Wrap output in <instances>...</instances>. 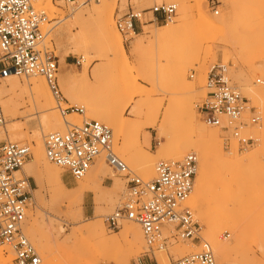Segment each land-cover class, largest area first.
I'll use <instances>...</instances> for the list:
<instances>
[{
  "label": "rangeland",
  "instance_id": "1",
  "mask_svg": "<svg viewBox=\"0 0 264 264\" xmlns=\"http://www.w3.org/2000/svg\"><path fill=\"white\" fill-rule=\"evenodd\" d=\"M50 1L52 8L45 4L46 7L45 1L41 8H37L44 11L51 21L46 27L48 34L43 41L45 46H41V49L51 52L57 60V83L64 99L60 103L61 109L68 106L82 108L84 115L79 117L72 114L62 119L58 105L41 76L17 77L19 85L24 87L32 78L42 79L52 99L55 114L67 123L78 121L76 125H80L83 121L93 120L91 116L94 114L101 116L111 111V107L116 113H122L121 123L124 128L121 133L115 132L104 122L94 121L112 131L113 151L128 169L141 179L150 180L155 176V164L161 160H170L162 156L160 146L166 142L178 144L190 134L178 105L186 100L184 98L187 95L184 83L179 79V75L184 74L185 84L194 89V99L187 102L191 106L195 123L216 131L219 140V149L211 160V171L206 178L210 207L201 204L198 212L190 207L200 226V237L213 251L212 245L205 239V222L210 220L209 223L217 225L220 220H226L228 228L219 232L218 240L221 244L230 245L234 251L224 259L213 251L216 264H264V87L256 84L248 86L264 77V0H198V4L186 0V6L189 7L188 20L180 29L181 35L170 48L160 52L155 48L154 38L147 32L181 26L177 0H165L178 6L172 23L145 25L134 35L126 36L117 32L116 19L127 14L130 9L140 11L149 8L154 1L148 0V5L142 7L141 1L113 0L110 19L124 48V58L112 56L105 46L97 50L92 47L90 55L84 56L82 50L76 49L67 40L75 39L85 31L87 40L92 45V42H96L98 22L89 14L92 15L94 4H102L104 0H92L82 6ZM197 8L215 28L203 25ZM61 30L65 32L64 39L67 41L58 44L55 37ZM138 43H141V47L135 52L134 45ZM152 44L154 50H151ZM217 67L225 68L229 85L247 101L249 111L242 122L241 134L252 137L254 144L245 150L240 149L228 133L205 125L198 115V107L207 94L206 77L212 68ZM126 76L136 79L139 88L149 94L147 99L131 98L124 87ZM84 77L86 82L83 81ZM67 79H71L73 84ZM4 100L0 96V105ZM21 100L25 107L20 108L11 121L15 126L20 125L21 140L13 143L29 147L31 158L26 163L29 165L33 162L34 134L43 133V145L44 137L51 132L44 130L37 111L30 112L27 96L23 95ZM157 109L158 117L153 127L152 118ZM166 109L170 110L171 118L161 125ZM253 114L259 118L256 125L249 119ZM3 115L7 122L4 112ZM65 131L64 126L56 132ZM1 137L5 138V135ZM226 138H229L228 142ZM193 152L191 150L190 153ZM194 154L198 158V173L200 158ZM147 161L149 170L144 165ZM46 162L53 171L44 175L38 184L34 183L24 168L17 174L29 178L34 184L26 229H33L40 234L47 250L39 248L26 235L38 252L41 264H133L144 257L146 246L143 239L139 244L122 239L127 227L133 226L140 230L138 225L123 222L119 230L109 231L104 223L105 217L113 213L125 197V179L122 174L108 166L96 173V166L105 163L103 157H99L87 175L74 182L65 179L60 169ZM56 176L62 179L63 187L58 185ZM92 224L102 225L107 246L100 245L83 232L84 228ZM0 250L3 258H8V264H11L13 257L9 249L0 246ZM197 251V241H176L165 251L155 253L154 258L157 264H174ZM151 258L149 264H155Z\"/></svg>",
  "mask_w": 264,
  "mask_h": 264
},
{
  "label": "built area",
  "instance_id": "2",
  "mask_svg": "<svg viewBox=\"0 0 264 264\" xmlns=\"http://www.w3.org/2000/svg\"><path fill=\"white\" fill-rule=\"evenodd\" d=\"M91 1L67 0L73 6ZM153 1L149 8L130 9L116 19L118 33L126 36L142 30L144 25L170 24L175 20L176 3ZM35 2L0 0V78L41 76L62 119L72 114L83 117L82 108L60 107L64 99L57 83L58 63L51 52L41 49L48 34L46 27L51 21L44 11L35 7ZM255 84L264 87V77L256 79ZM205 88L207 94L198 107V115L204 124L228 133L242 150L252 146L253 138L241 134L242 122L249 111L247 101L229 85L225 68H212L206 77ZM249 119L254 125L259 122L254 114ZM64 122L67 125L65 132L47 134L43 139L46 160L60 169L65 179L74 182L82 180L99 157H103L112 170L123 175L125 197L120 206L105 217L104 223L109 231L119 230L123 222L140 227L146 252L133 264H149L151 256L157 264L154 254L165 251L176 241H197L198 251L174 264H216L212 248L200 237V226L187 205L198 166L194 153L179 161H158L154 168L155 177L144 180L133 174L115 155L113 135L108 127L94 120L83 121L80 125ZM4 124L0 106V128ZM229 138L225 141L228 142ZM30 158L29 147L19 143H0V246L11 252V264H41V258L25 232L34 184L23 175L17 176Z\"/></svg>",
  "mask_w": 264,
  "mask_h": 264
},
{
  "label": "bare ground",
  "instance_id": "3",
  "mask_svg": "<svg viewBox=\"0 0 264 264\" xmlns=\"http://www.w3.org/2000/svg\"><path fill=\"white\" fill-rule=\"evenodd\" d=\"M44 1H45L44 5L46 4L47 6H49V8H52V5L50 4L51 3L50 0H36L35 7L41 8V4ZM57 1L68 3L67 0H57ZM130 1H141L142 7H145L146 5H148V0H130ZM187 1L177 0L178 6L180 9V14H181V26L179 28L170 27V28H165V29H162L156 32H150V31L147 32V34H150L151 37L154 38L155 48L157 49L158 52L164 50L165 48H170L181 35L180 29L183 26V24H185L188 20V8L189 7H187L188 5L186 6ZM193 1L196 4H198V0H193ZM112 5H113V0H104V3L102 4L96 3L94 4V8H92V11H93L92 15L89 14V17L94 16L95 21L98 22V24L96 25L97 26L96 27L97 40L96 42H92L93 45L90 43L89 40H87L88 35L85 31L81 32L77 38L75 37V39H72V40L67 39L72 42L73 46L76 49L82 50L84 56L90 55V51L92 50V47H94L93 50H97L105 46V47H108V49L111 51L112 56L124 58V48L122 46L121 41L119 40V37L110 19L111 12H112ZM197 12L202 17L203 25L210 27V28L216 27L212 22L208 21L203 16L199 8H197ZM220 23H223V21H221ZM64 37H65V32L61 30L57 33L55 37V41L58 44L66 43L67 40H65ZM41 46L44 47L45 43H43ZM140 47H141V43L134 45L133 51L137 52L140 49ZM151 50H154L153 44L151 45ZM16 79L17 77L15 76H8L5 78H0V96L3 99H5L0 106H2V109H1L2 112H4L7 116V120H6L7 122H5L3 127L0 128V142L6 141V142L13 143V142H19L21 140V137H19L20 125L15 126L11 124V121L17 115L18 110L20 108L25 107V103L22 102L23 99L21 100V97L23 95H26L29 100L28 105L30 106V109H31L30 112L37 111V114L40 115V118H39L40 124L44 127L45 131H48L51 133H61V132H56V131L58 130L61 131L62 127L64 126L67 129L66 123L64 121H61L59 117L55 114V108L53 106L52 99L42 79L32 78L31 81H28L24 87H21L18 81H16ZM179 79L181 82L184 83L185 93L187 95H186V98H184V100L185 99L186 100L182 101L180 104L178 103V105H180L179 106L180 114L182 115L184 123L189 129L190 134L187 139L180 141L178 144H174V143L172 144L171 142H166L165 145L162 144L160 146V153L162 154L164 158L170 159L172 161L178 160L183 156L185 157L187 154L191 152V150L194 151L193 153H196L197 155H199L200 164H199V170L197 173V180L194 183L192 194L187 202V205L189 207L197 210L198 212L199 206L201 204H205L207 208L210 207L211 199L209 197L208 182L206 178H207V175L211 171V160L216 155L215 154L216 151L219 149V146H218L219 140H218V134L216 131L209 130L195 123L191 106L187 102L189 101V99L191 100V98L194 97L193 86L185 84L184 74H180ZM254 79H255V76H254ZM67 80L69 81V83L73 84L72 83L73 81L71 79H67ZM83 81L84 82L87 81L86 77L83 78ZM254 84L255 82H251L250 84H248V86L252 87L254 86ZM124 87H125L126 92L131 96V98L132 97H144L145 99H147L149 96V94L145 93L139 88L136 79L133 77L126 76L124 78ZM83 108L85 107L83 106ZM111 108H112L111 111L101 116L94 114L93 116H91V119L104 122L108 126H110V128L114 129L115 132L121 133V131L124 128L123 124L121 123L122 113H116L114 111V108L113 107ZM158 111L159 110L157 109L155 117L152 118L153 122L151 126L153 127L156 124V119L158 117ZM139 112H136V115H139ZM170 118H171V112L169 109H166L163 113L161 125H164L167 121L170 120ZM62 122L64 123V126ZM69 124L76 125L78 124V121H75L74 124L72 123H69ZM2 134L5 135V138L3 137L4 139L1 137ZM42 136H43L42 132H36L34 134L33 136V144H34L33 162L32 164H29V165L25 164L22 167L24 168V170H26L29 177L32 178L35 184L40 183L44 175H47L53 171V168L49 166V164H47L46 162L47 160L44 154V147L41 143ZM163 137L165 136L163 135ZM164 139L166 140V137ZM148 162L149 161L144 163L147 170L150 169V165L148 164ZM106 166L108 165L105 164L104 162L99 163V165H97L95 168V172L97 173L101 169L105 170ZM56 181L60 187H63V181L60 177L56 176ZM199 215H200V212H199ZM36 221L38 220L36 219ZM209 221L205 222V227H206L205 239L212 245L214 253L219 255L221 259H224L227 255H229L231 252L234 251V248L230 247V245L221 244L218 240L219 232L228 228V225H227L228 223L226 220H220L219 223H216L217 225H214V224L209 223ZM103 229L104 228L102 227L101 224H92L84 228L83 232H85L89 237H91L93 240H95L100 245L107 246L108 243H107V240L105 239ZM25 232L27 235L31 237V239L37 244L39 248L47 250L45 245L43 244V239L40 234L35 232L33 229H26ZM122 239L125 241L130 240L132 244H135V243L139 244V242H141L143 237H142L141 231L138 228L129 226L123 231ZM8 262H9V259L3 258L2 252L0 250V264H8Z\"/></svg>",
  "mask_w": 264,
  "mask_h": 264
},
{
  "label": "crops",
  "instance_id": "4",
  "mask_svg": "<svg viewBox=\"0 0 264 264\" xmlns=\"http://www.w3.org/2000/svg\"><path fill=\"white\" fill-rule=\"evenodd\" d=\"M69 180V179H68Z\"/></svg>",
  "mask_w": 264,
  "mask_h": 264
}]
</instances>
